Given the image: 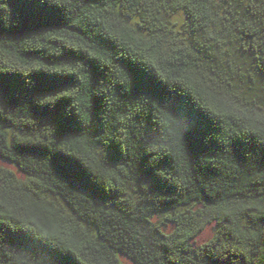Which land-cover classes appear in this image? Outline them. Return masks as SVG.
<instances>
[{
	"label": "trees",
	"instance_id": "1",
	"mask_svg": "<svg viewBox=\"0 0 264 264\" xmlns=\"http://www.w3.org/2000/svg\"><path fill=\"white\" fill-rule=\"evenodd\" d=\"M258 81L264 0H0V264H264Z\"/></svg>",
	"mask_w": 264,
	"mask_h": 264
},
{
	"label": "rangeland",
	"instance_id": "2",
	"mask_svg": "<svg viewBox=\"0 0 264 264\" xmlns=\"http://www.w3.org/2000/svg\"><path fill=\"white\" fill-rule=\"evenodd\" d=\"M176 18L178 19V20H180L181 19V14H177L176 15ZM254 89H255V93H257L259 96H261L262 97V102L264 103V96H262V94H264V83L263 82H257L255 85H254ZM7 163V162H6ZM5 162H4V160H2V159H0V166H3V167H7V168H9V169H11L12 171H14L15 172V174L18 176V177H20V178H22L23 176L15 169V168H13L14 166H12L11 164V166L10 165H8V164H6ZM213 230H214V225L213 224H208V225H206L204 228H203V230L202 231H200L199 233H198V235L194 238V239H192L191 241H190V244H191V246H197V245H199V244H201V243H203V242H205V241H207L210 237H211V235H212V233H213Z\"/></svg>",
	"mask_w": 264,
	"mask_h": 264
}]
</instances>
